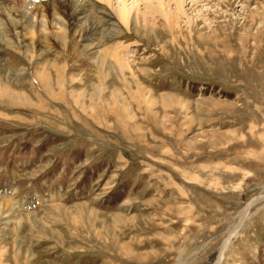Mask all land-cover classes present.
Here are the masks:
<instances>
[{"label": "rangeland", "instance_id": "374dc122", "mask_svg": "<svg viewBox=\"0 0 264 264\" xmlns=\"http://www.w3.org/2000/svg\"><path fill=\"white\" fill-rule=\"evenodd\" d=\"M46 1L0 0V264H264V0H81L92 53Z\"/></svg>", "mask_w": 264, "mask_h": 264}, {"label": "bare ground", "instance_id": "6f19581e", "mask_svg": "<svg viewBox=\"0 0 264 264\" xmlns=\"http://www.w3.org/2000/svg\"><path fill=\"white\" fill-rule=\"evenodd\" d=\"M15 1H17V0H15ZM104 1H107V0H104ZM180 2H181V0H176V4L179 5ZM30 3L28 2V4H30ZM28 4H25V6ZM38 5H37V3H35L34 6L30 7V8H28L26 6L28 8L27 10L26 9L25 10H23V9L19 10L18 9V11H17V9H16L15 11H17L16 15L18 16V22L14 23L10 20L11 22H9V25H11V27L13 29H15V28L22 29V28H27L29 26H30V28L33 29L34 25L32 24V21L30 18L32 16H35L36 19L38 20L39 24L41 25V27L45 28L46 23H47L45 16L47 15L48 17H50V19L52 20L54 25L57 26V28L61 29L62 31L67 32L68 34L72 30L73 31L79 30L80 32H83L86 35V40H87V43H85V46L88 49L89 48L91 49L90 50L91 53L95 51L94 49L97 48L98 43L95 42L96 39H95L94 35L96 33V30H97L96 28H97L98 23L94 22V20L91 19L92 15H90V13H88L89 9L85 7V5H86L85 2H83L81 0H48L44 3L43 9L45 11L47 9H49V12H50L49 14L48 13L45 14L44 13L45 11H42L43 13H40L39 12L40 8ZM28 6H30V5H28ZM43 6H41V7H43ZM4 10H5V8H4ZM2 11H3V9H2ZM118 16H119V19L123 23H125L127 21L128 11H127V8H125L123 5L120 7V9L118 11ZM0 22H1V12H0ZM7 31H8L7 29H5V30L3 29L4 37H3V39L2 38L0 39V43L3 41L5 45L11 46L10 45L11 44L10 43L11 42L10 37L7 36L8 35ZM62 39L63 38H60L59 40L63 41L64 39L63 40ZM108 56H110L112 59L108 58L109 59L108 60L107 59ZM125 58H120V56L117 53L108 52L105 49H101L100 52L93 57L92 61H94L95 64H100V66H104V67H106V66L113 67L115 64H117L118 65L117 67L122 70L125 68H129V64ZM42 75L37 73L35 75V77L38 80H40L41 85H43L41 87H44V89H46V86L44 84L45 79L43 80ZM0 88H2V89L4 88V85H2L1 79H0ZM55 206H56V204H55ZM4 207H12L11 202H9L7 199H2L0 197V212H2L4 209H6Z\"/></svg>", "mask_w": 264, "mask_h": 264}]
</instances>
